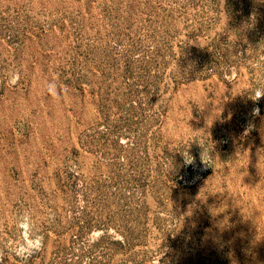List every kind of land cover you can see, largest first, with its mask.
Wrapping results in <instances>:
<instances>
[{"label": "rangeland", "instance_id": "rangeland-1", "mask_svg": "<svg viewBox=\"0 0 264 264\" xmlns=\"http://www.w3.org/2000/svg\"><path fill=\"white\" fill-rule=\"evenodd\" d=\"M0 264H264V0H0Z\"/></svg>", "mask_w": 264, "mask_h": 264}, {"label": "clouds", "instance_id": "clouds-1", "mask_svg": "<svg viewBox=\"0 0 264 264\" xmlns=\"http://www.w3.org/2000/svg\"><path fill=\"white\" fill-rule=\"evenodd\" d=\"M47 92L49 95H51L53 97V99H57L60 97V92H59L57 85L54 81L49 82L47 84ZM187 162L191 163V160H187ZM18 227L20 228L21 231L31 232L30 217H21L18 221ZM30 240H31L30 244H25V243L21 242V244L17 245V247L14 249V251H16L17 254H22V253H20L21 247H23L25 249V251L31 252V251L37 250L39 247L42 246V237H40L38 235L32 236V237H30Z\"/></svg>", "mask_w": 264, "mask_h": 264}]
</instances>
